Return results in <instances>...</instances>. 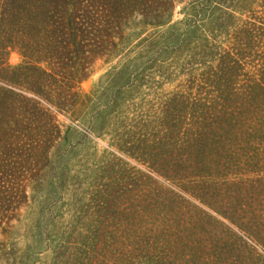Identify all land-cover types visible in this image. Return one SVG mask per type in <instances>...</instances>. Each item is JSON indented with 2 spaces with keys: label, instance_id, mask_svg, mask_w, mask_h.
<instances>
[{
  "label": "rangeland",
  "instance_id": "rangeland-1",
  "mask_svg": "<svg viewBox=\"0 0 264 264\" xmlns=\"http://www.w3.org/2000/svg\"><path fill=\"white\" fill-rule=\"evenodd\" d=\"M172 2L79 82L0 79V264H264V0Z\"/></svg>",
  "mask_w": 264,
  "mask_h": 264
},
{
  "label": "trees",
  "instance_id": "trees-1",
  "mask_svg": "<svg viewBox=\"0 0 264 264\" xmlns=\"http://www.w3.org/2000/svg\"><path fill=\"white\" fill-rule=\"evenodd\" d=\"M165 7L171 11L172 0H0V79L39 96L47 79L79 82L131 16L157 17ZM10 53L20 60L12 66L21 71L15 78L8 76L5 65ZM10 103L9 92L0 88V121ZM5 167L0 160V172L9 178L13 173ZM7 201L0 197V210Z\"/></svg>",
  "mask_w": 264,
  "mask_h": 264
}]
</instances>
